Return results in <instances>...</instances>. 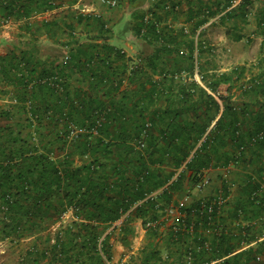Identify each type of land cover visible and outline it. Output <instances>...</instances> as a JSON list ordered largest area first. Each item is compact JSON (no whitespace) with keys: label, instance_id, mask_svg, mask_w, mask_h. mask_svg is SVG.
Segmentation results:
<instances>
[{"label":"trees","instance_id":"1","mask_svg":"<svg viewBox=\"0 0 264 264\" xmlns=\"http://www.w3.org/2000/svg\"><path fill=\"white\" fill-rule=\"evenodd\" d=\"M24 1L0 0L8 12L0 19L59 5ZM236 1L187 0L182 10L175 0H152L132 25L155 44L148 53L131 56L113 45L101 14L77 18L98 35L65 54L0 55V76L16 88L20 107L0 110V242L16 255L12 264H264V139H255L264 131V105L249 110L221 94L224 110L212 126L220 102L194 76L198 64L216 92L221 82L243 79L237 68L214 80L201 62L215 47L202 28L211 20L237 29L258 5L264 34V0ZM184 12L191 25L177 27ZM240 86L261 99L264 71ZM210 167L230 172L200 189ZM195 188L204 195L193 197ZM182 191L191 197L184 215L163 228L165 209ZM122 218L119 235L130 249L135 221L147 230L138 252L116 263L112 236Z\"/></svg>","mask_w":264,"mask_h":264},{"label":"crops","instance_id":"2","mask_svg":"<svg viewBox=\"0 0 264 264\" xmlns=\"http://www.w3.org/2000/svg\"><path fill=\"white\" fill-rule=\"evenodd\" d=\"M20 1L23 4L26 2L24 0ZM175 1L181 4L180 8L182 10L187 8V0ZM57 3L59 4L58 6L48 10L35 7L28 16H24L20 14L22 13L20 12L19 16L13 15L6 20L0 19V55L21 53L23 50L34 48L36 55L46 59L50 54L45 51L46 48L44 45L46 43L56 44L58 46L62 45L66 48V52L69 48H78L80 44L89 42L90 38H95L98 35V30L91 23H87L86 20L79 23L77 18L79 16L88 17L101 14L108 20L114 30L110 42L126 50L129 55L134 56L142 51L148 53L153 51L155 47V44L138 36L132 26L136 12L145 11L150 7L152 0H122L121 5L115 8H110L102 4L100 0H57ZM33 5L37 6L36 3ZM257 7L258 5H255L252 9L249 17L250 22L243 24V26H239L237 29L231 26L233 21L228 22L227 25H223L221 19L219 20L216 18V20H211L202 27L206 33L205 37L210 38V43L215 46L212 49V53L207 52L208 54L201 57V62H205L204 68L207 71L208 77L212 76V79L215 80L218 76L224 73L231 74L233 70L239 68L243 71L242 80H248L264 71V34L263 30L257 26L254 18V14L258 9ZM78 9L80 12L77 11ZM7 13L5 8L0 7V16H7ZM186 18L187 13L184 12L180 15L178 21L175 22V25L177 27H190L191 23L186 21ZM171 19L168 18V20ZM52 21L57 22L55 27L50 25ZM48 25L49 28L46 27ZM218 26L222 27V36L214 39L210 36V31ZM232 31H239L243 36L241 40L243 42L245 41V43H236L237 40L234 38ZM198 34L195 36V39ZM240 45H242L241 48ZM186 75L187 72H183V76ZM79 76V72L73 75L71 78L72 84H78L77 78H79ZM236 76L237 75H234V78ZM189 79L190 78L187 76V78L183 80L186 81ZM242 80L237 82V80L233 79L228 82H221L218 88L219 91L217 92L212 90L204 80L203 82L205 85L197 80L209 93L217 97L220 102L219 111L216 114V119L213 121L212 126L224 110L223 100L219 97L221 94L226 95L230 92L234 100L241 104H246L249 106V110H259L263 108L264 96H261L260 99L243 92L240 86ZM16 92V88L0 76V110H19L20 107H18L19 104L15 96ZM174 92H176V90ZM184 168L185 167H182L180 170ZM221 172H223V170L220 167H210L205 173L207 176H210L212 178L211 181H213ZM192 191L193 197L195 198L204 195L196 188ZM187 195L185 191L177 193L174 197L175 201L172 204H181ZM71 215L72 213H69L68 218H70ZM164 219H167V225H163V228L172 225L175 216L165 215L163 217V220ZM121 224L122 220L116 222L115 225H117L118 228L116 233L112 236L114 244V262L116 263L127 261L131 253L138 252L143 245L147 230L141 219L135 221V235L132 236L131 239V250L128 248V244H126L119 235Z\"/></svg>","mask_w":264,"mask_h":264},{"label":"built area","instance_id":"3","mask_svg":"<svg viewBox=\"0 0 264 264\" xmlns=\"http://www.w3.org/2000/svg\"><path fill=\"white\" fill-rule=\"evenodd\" d=\"M240 0H238V1H236V4L239 2ZM100 2L102 3V4H105V5H107V6H109V7H117V6H119V3H120V0H100ZM181 53L182 54H184L185 53V51L182 49L181 50ZM70 60V55L69 54H67L65 57H64V62H68ZM194 76H195V78L197 79V80H199V82H201L202 84H204V82H203V75L200 73V69H199V65L197 64V67H196V70H195V74H194ZM205 85V84H204ZM255 139H264V131H262V132H260L259 134H257L256 135V137H255ZM144 145V144H143ZM223 171H224V173L226 174V175H228V173L230 172V170H229V168H224L223 169ZM210 183V176H207L206 175V173H205V175H204V179H203V181L201 182V183H199L198 184V187L201 189V188H206L207 186H208V184ZM157 192H155V193H152V194H150L149 195V197L150 196H153V195H155ZM190 195H187L186 196V198H185V200H183V202L181 203V204H179V205H174V204H171L169 207H167L166 209H165V215H170V216H172V217H174L175 216V218H178V217H180V216H183L184 214H183V212H182V208H183V206L190 200ZM219 198V204H221V205H224V203H225V198H224V196H219L218 197ZM210 211H212V206H210V209H209ZM222 210V209H221ZM123 219L124 218H122L121 220H122V222H123ZM120 221V220H119ZM149 224H153V222H150ZM195 225H196V223L195 222H193L191 225H190V230L191 231H194V227H195ZM181 226V227H180ZM182 226L183 227H185V225L184 224H178V226L176 227V229L177 230H179L180 228H182ZM206 232L207 233H213V231H212V228L210 227V228H208V229H206ZM206 246H210V242H206ZM243 247L245 248V247H247V245L246 244H244L243 243ZM189 258H192V251H189ZM258 259H260V256L258 257ZM190 264H192V263H190Z\"/></svg>","mask_w":264,"mask_h":264},{"label":"rangeland","instance_id":"4","mask_svg":"<svg viewBox=\"0 0 264 264\" xmlns=\"http://www.w3.org/2000/svg\"><path fill=\"white\" fill-rule=\"evenodd\" d=\"M222 27L218 26L210 31V36L214 39L220 38L222 36L221 33ZM46 53L51 52H62L66 53V48L62 45H56L51 43H46L45 45ZM239 47V46H237ZM241 48V46H240ZM70 218H68V215L66 216V220L68 221ZM16 257V255H11V251L9 249V244L7 242H0V264H12L11 259L13 260Z\"/></svg>","mask_w":264,"mask_h":264}]
</instances>
